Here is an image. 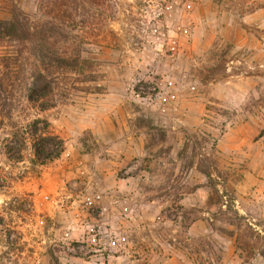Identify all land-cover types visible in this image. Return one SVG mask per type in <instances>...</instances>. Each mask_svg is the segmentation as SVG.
<instances>
[{
	"label": "rangeland",
	"instance_id": "374dc122",
	"mask_svg": "<svg viewBox=\"0 0 264 264\" xmlns=\"http://www.w3.org/2000/svg\"><path fill=\"white\" fill-rule=\"evenodd\" d=\"M40 2L0 0V20L14 5L49 20ZM92 12L58 49L0 38V264H264V0ZM32 79L52 84L45 109L26 100ZM34 118L64 140L44 164Z\"/></svg>",
	"mask_w": 264,
	"mask_h": 264
},
{
	"label": "trees",
	"instance_id": "16d2710c",
	"mask_svg": "<svg viewBox=\"0 0 264 264\" xmlns=\"http://www.w3.org/2000/svg\"><path fill=\"white\" fill-rule=\"evenodd\" d=\"M41 10L45 12L49 18L43 22L31 24L28 14L14 5L11 10L9 19L0 20V38H6L19 44L25 43H42L50 44L52 47L59 48L62 43L69 42L76 38L75 34L68 31L73 29H84L90 27L91 18L94 12L91 11V6L98 8L103 5L104 0H40ZM89 5V6H87ZM57 34V38H52ZM59 34V35H58ZM59 39V41H58ZM64 45H62L63 47ZM50 49L48 46L46 50ZM59 56H52V61L68 63L74 62L77 56L69 52H59ZM46 55L47 52H46ZM55 57V58H53ZM52 84L48 80H31L27 81L22 88L25 93L26 100L34 104L38 109L42 110L47 107L45 100L52 93ZM26 133L29 136L33 150V156L40 164H44L49 160L55 159L62 153L64 149V140L48 129V122L45 119L34 118L27 123ZM13 146L7 147V154L12 153ZM203 173L210 179L209 171L203 170ZM236 221L232 222L239 232L251 230L249 223L242 224L241 216L235 212ZM244 234H237L236 243L239 249H244L243 245L246 241L243 238ZM264 254V252H262ZM262 254V257L264 255ZM54 264H61L58 259H54Z\"/></svg>",
	"mask_w": 264,
	"mask_h": 264
},
{
	"label": "built area",
	"instance_id": "2783aa9c",
	"mask_svg": "<svg viewBox=\"0 0 264 264\" xmlns=\"http://www.w3.org/2000/svg\"><path fill=\"white\" fill-rule=\"evenodd\" d=\"M47 197L48 196H45V198H47ZM131 209L132 208H128V207L123 208L124 212H126L128 210L131 211ZM105 211H106V208L103 207L101 210V213H105ZM96 227H97L96 230L92 229L93 232L90 235L91 239L101 241L102 238L107 237L108 238V245L110 247H114L116 244V238L113 235H111V233H107L106 229L101 230V226L97 225Z\"/></svg>",
	"mask_w": 264,
	"mask_h": 264
}]
</instances>
